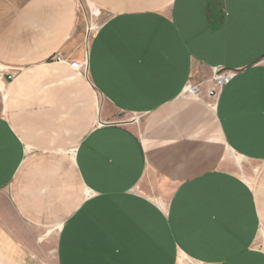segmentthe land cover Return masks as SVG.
I'll list each match as a JSON object with an SVG mask.
<instances>
[{
	"label": "crops",
	"instance_id": "1",
	"mask_svg": "<svg viewBox=\"0 0 264 264\" xmlns=\"http://www.w3.org/2000/svg\"><path fill=\"white\" fill-rule=\"evenodd\" d=\"M86 1L0 0V264H264V0Z\"/></svg>",
	"mask_w": 264,
	"mask_h": 264
},
{
	"label": "rangeland",
	"instance_id": "2",
	"mask_svg": "<svg viewBox=\"0 0 264 264\" xmlns=\"http://www.w3.org/2000/svg\"><path fill=\"white\" fill-rule=\"evenodd\" d=\"M103 22H104V16L100 13V11H98L97 15H95L94 12L92 11V8L87 3V1L82 0L83 47L84 50H86V53L89 50L91 41L93 40L96 32L98 31V29L100 28ZM213 77H214V73L213 75H211L210 82L206 83L208 85H201V83H197L195 80H193L189 88L186 90V94H190L194 97H202L204 86L205 87L210 86V89L213 88L214 86ZM191 89L192 90L196 89L198 90V92L196 94H193ZM210 97H211V103L214 104L217 98V94L211 95ZM113 118H114L113 120L115 121L124 122V121H129L134 117L127 113L117 112L114 113ZM225 168L235 172L236 174L240 175L246 180H250L251 178H253L255 172L254 164L249 163L245 159H241L239 164L235 156L232 155L230 152L226 153ZM0 208L2 211L8 214L12 213L9 204L7 203L4 195L2 194H0Z\"/></svg>",
	"mask_w": 264,
	"mask_h": 264
},
{
	"label": "built area",
	"instance_id": "3",
	"mask_svg": "<svg viewBox=\"0 0 264 264\" xmlns=\"http://www.w3.org/2000/svg\"><path fill=\"white\" fill-rule=\"evenodd\" d=\"M72 65L74 68L84 70L85 72L87 71V68H88L87 64L85 65V64L78 63V62H73ZM233 74H234L233 71H229V70L226 71L224 69H215L214 70V77H213L214 86L210 90V95L218 94V92L226 84L229 83ZM191 91L193 94H196L198 92V90H196V89H194V90L191 89Z\"/></svg>",
	"mask_w": 264,
	"mask_h": 264
},
{
	"label": "bare ground",
	"instance_id": "4",
	"mask_svg": "<svg viewBox=\"0 0 264 264\" xmlns=\"http://www.w3.org/2000/svg\"><path fill=\"white\" fill-rule=\"evenodd\" d=\"M97 12H98V11H95L94 14L97 15Z\"/></svg>",
	"mask_w": 264,
	"mask_h": 264
}]
</instances>
